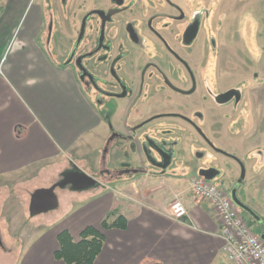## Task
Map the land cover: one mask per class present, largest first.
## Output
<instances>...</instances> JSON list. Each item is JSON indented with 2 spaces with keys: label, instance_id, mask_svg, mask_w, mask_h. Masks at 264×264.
<instances>
[{
  "label": "crops",
  "instance_id": "obj_1",
  "mask_svg": "<svg viewBox=\"0 0 264 264\" xmlns=\"http://www.w3.org/2000/svg\"><path fill=\"white\" fill-rule=\"evenodd\" d=\"M237 1L239 3L243 0ZM26 7L27 0L8 2L5 12L0 15V42L2 37H5V44L9 41L25 14ZM261 24L264 27V22L261 21ZM43 25V13L38 9L28 20L21 37L14 42L7 66L0 71V185H5L10 178L24 174L42 179L45 173H51L52 170L67 169V162H62V159L61 162L58 161L66 153L71 155L74 163L88 161L91 164L87 168L73 167L71 170L67 169V172L80 171L97 182V166L95 161L87 158V152L102 148L112 132L128 135L122 120L125 109L111 115L112 122L101 115L97 108L100 105L85 94L75 72L67 66L54 63L53 57L50 58L38 44ZM258 33L264 35V28L255 30L254 35ZM137 120V116L132 117L130 123ZM252 122L249 123L250 126ZM253 132L254 128L247 134L235 130L230 135L233 141L227 140L226 146L244 164L245 175L242 181L238 184L237 180L231 179V183L234 182V186L239 187V199L254 212V215L246 212L245 220L251 224L249 228L262 237L264 131L255 138L260 140L261 151L258 153L253 151L252 142L246 143L251 140ZM224 136L223 134L219 139L222 145L226 139ZM115 137L107 141L108 145L114 143L113 151L107 149L108 154L102 158L103 167H99L97 171H103L104 177L108 179L102 180L101 184L97 182L92 187L96 194L72 187H64L59 195L55 193L58 198L56 208L65 202L72 201L73 204L74 200H78L77 203L84 201L85 193L89 197L91 195L89 203L79 213L84 214L82 216L87 220L79 225L78 220L82 216L77 215L74 220L70 218L69 224V221L63 222L55 229L48 228L47 232L36 223L35 230H29V234H35V240L30 242L33 245L24 257L39 261L46 251L53 264H66L54 258V252L58 249L57 234L67 230L77 241L81 230L87 226L100 229V221L114 211L116 215L121 214L127 219L126 227L100 229L103 244L92 264H233L222 249L223 240L218 237L220 222L216 213L208 202H194L188 178L184 179L187 177L186 170L152 167L143 153L140 156L130 148L133 160L138 155L136 166L116 172H113L115 168L107 171L104 164L107 157L110 156L113 160L118 158L120 161L124 158L123 151L126 153L125 150L128 149L124 145L122 149L121 141L117 142ZM95 139L97 144L92 147L89 143ZM254 155L258 157V161L250 159ZM125 162L126 165L131 162V157ZM233 162L234 164L230 163L229 171L235 178L240 168L236 161ZM41 183L42 181L35 182L32 186L40 185L36 189L47 188ZM0 189H4V186ZM35 190L31 191L29 202ZM175 197H179L187 209V215L182 220H174L166 214L169 202ZM46 212L48 211L35 215ZM114 217L111 216L110 220ZM7 219L11 225L9 216Z\"/></svg>",
  "mask_w": 264,
  "mask_h": 264
},
{
  "label": "flooded vegetation",
  "instance_id": "obj_2",
  "mask_svg": "<svg viewBox=\"0 0 264 264\" xmlns=\"http://www.w3.org/2000/svg\"><path fill=\"white\" fill-rule=\"evenodd\" d=\"M94 1L96 2V0H53V3L57 2L61 5L60 9L55 12V21H53L54 15L50 14V11L43 12L44 25L38 40L44 41L41 47L45 48L49 55L61 59L60 65L67 66L75 72L76 79L81 87L91 94L92 97H89L93 102L102 105L104 98L108 97L127 99L122 120L128 135L112 132L108 140L116 136L115 140L121 141V147L128 146V150L131 148L134 153H139L140 156L143 153L148 164L155 168H163L157 165L161 162L157 153L159 150H164L162 153L167 152L169 157L164 160L166 166L163 169L186 170L188 184L190 179H202L220 188L216 181H227L229 189L224 191L230 197V191L235 187L238 196L239 187L234 186L231 179L237 180L239 184L244 178L245 168L242 160L238 159L234 152L228 150L226 141L235 130L247 134L254 128L251 140L246 143L252 142L253 151L258 153L261 151L260 140H255V138L264 131V71L262 72V68L257 67V70L252 73L241 72L242 77L238 78L233 70H229V67L233 66L234 68V57L230 55L233 51L222 48L219 50L218 48L220 35H225L229 39L238 38L241 27L226 24L220 26L213 13L210 16L208 12L206 18H203L204 12L199 10L196 11L198 16L192 17L186 23V27L180 30L178 27L184 20V14H182L184 8L180 6L181 1L167 0L172 9L179 11V15L152 14L146 20L142 19V26L150 30L169 50H173L172 43L178 45L177 50H174V58L180 63L182 73H166L155 59L148 58L142 62L141 66L136 63L132 67V63L131 67H125L126 70L129 69L131 80L132 74L134 75L133 85L128 88L126 82L129 81V78L126 82L123 81L117 74L119 68L115 67L118 62H122L126 54H118V51L113 50L111 44L104 43V39L108 23L113 22V16L121 14L126 17L120 18V23L115 22V27L117 28L119 24L120 28H123L124 38L136 44H143L135 29L138 21L133 18L134 10L129 8L130 4H124L123 0H109L113 6L108 8L95 7ZM198 1V4L204 3L202 0ZM48 12L49 14H47ZM47 15L51 18L49 19ZM159 17L166 18L168 23L159 25V27L153 26L152 22ZM220 18L222 19V17ZM76 19L78 28L73 34V24ZM232 19L234 18L232 17ZM83 26H88L86 36H84L85 33H80ZM262 28L264 27L260 26L257 31ZM167 31L171 32V43L166 40ZM260 37L261 35L258 33L256 38ZM67 44L68 47L62 50V47ZM180 45L186 46V50L180 48ZM102 47L106 49L107 56H99V64H104L109 55L111 57L105 70L87 63L97 54L98 50H102ZM223 52L226 53L225 57L222 56ZM245 52H243V57ZM249 61L251 60L248 58L246 62L249 63ZM150 69L155 70L164 80V89H161L162 98L160 103H156L157 107L155 106L153 109L149 108L151 105L149 103L156 98L153 91L148 95L147 103L143 100L146 73ZM151 77L152 74L149 76L150 80ZM112 87L114 89L121 88L120 93L108 92L107 90ZM175 101L181 103L180 107H182L183 101L186 104L184 109L181 111L180 108L174 111L169 109ZM169 102H172V105ZM145 104L149 106H145ZM138 105L144 106V108L133 111L134 114L131 113L132 107ZM109 114L113 115L114 113ZM135 116L138 117V120L130 123L128 120ZM169 116L180 118L179 130L182 131L180 136L176 137L172 131L164 128L162 131L155 128L154 123L157 120ZM150 122L154 123L149 126V131H145ZM250 122H252L251 126ZM223 134L226 138L224 145L219 140ZM212 153L236 161L241 175L238 174L234 178L229 171L230 163L216 156L211 157ZM250 159L258 161L256 155ZM227 166L229 170L226 169ZM71 172L74 171H68L66 175L70 177ZM56 183L58 182L53 184ZM70 186L71 184H68L61 188ZM57 188L60 187H55L54 191ZM0 246L2 247L1 243Z\"/></svg>",
  "mask_w": 264,
  "mask_h": 264
},
{
  "label": "rangeland",
  "instance_id": "obj_3",
  "mask_svg": "<svg viewBox=\"0 0 264 264\" xmlns=\"http://www.w3.org/2000/svg\"><path fill=\"white\" fill-rule=\"evenodd\" d=\"M11 0H0V15L2 12H5V7L8 4V2ZM124 4L128 5L129 8L134 10L133 18L138 21V23L135 25V29L138 32V35L141 38L142 43L136 44L128 39L124 38L123 28L121 29L119 24L117 28L115 27V22L118 21L120 23V18H124L126 16H123L121 14L113 16L112 23H108L105 31V44H111L114 51H118V54H126L125 58L122 60V62H118L115 67L118 69V75L122 78L123 81H127V78H129V81H127V87H131L133 85V77L132 74V80L130 79V73H128L129 69L126 70L125 67H134V64L138 63L139 66L142 65V62H145L148 58L155 59L156 62H158L161 67L164 69L166 73H182V67L180 66V63L174 58V50H177L178 45H174L172 43L173 50H169L166 46L164 47L158 38L150 31L145 29L142 26V19L146 20L150 15L152 14H158V13H165V14H171V15H179V11L176 9H172L171 5L167 2V0H123ZM180 6L184 9H182V14H184V20L181 22V25L178 27L180 30L184 29L186 27V23H188L192 17H197L198 14H196V11L202 10V13L204 15L203 18H206L207 13L211 14L213 13V16L217 17L218 23L221 25H234V27H241L240 33L238 38L229 39L227 36L220 35L219 38V44L218 47L219 50L226 49L233 51L230 53L234 57L233 60V66L229 67V70H233L234 73L238 76V78L242 77L241 72H253L254 70H257V67L262 68V72L264 71V53H260L259 51L264 52V35H262L260 38H256L254 35L255 30L260 29V26H262L261 21L264 22V0H252V3L250 0H243L238 3L237 0H202L204 3L198 4V0H179ZM260 2L259 4H255V2ZM218 2V5H216ZM69 4V2H68ZM255 4V5H254ZM60 4L53 3V0H27V7L25 10V14L22 16V19L18 23V25L15 27L14 31L11 34V37L9 41L5 44V37H2V42H0V71L4 69V67L7 66V61L11 57L12 54V48L14 45V42L18 40L19 37L22 35V30L26 27L28 20L33 17L34 11H37L38 9L42 10V13L46 11H50V14L53 16V21L56 19V10L60 9ZM69 6V5H68ZM68 6H66L68 8ZM95 7H112L113 5L109 3V0H96L94 1ZM195 8V9H194ZM194 9V10H193ZM49 14V12L47 13ZM221 14V15H220ZM227 16V17H226ZM47 17L50 19L47 15ZM222 17V19L220 18ZM226 17V19H225ZM232 17L234 19H232ZM65 18V17H64ZM202 18V19H203ZM214 19V17H212ZM221 19V20H220ZM187 22H186V21ZM73 24V34L75 33V30L78 28V20L76 19ZM168 23V20L166 18H157L152 22V25L155 27H159V25H164ZM217 23V24H218ZM76 24V25H75ZM113 24V25H112ZM207 26V25H205ZM224 27V26H223ZM117 30V31H116ZM88 31V26L82 27L80 33L84 34L86 36V33ZM209 33V32H208ZM115 34V35H114ZM167 42L169 41L171 43V32L167 31ZM53 36V35H52ZM236 36V35H235ZM1 40V36H0ZM83 40V39H82ZM44 41L38 40V44L41 46ZM76 43V42H74ZM68 47V44L62 47V50L66 49ZM180 48L183 50H186V46L180 45ZM49 50V48H47ZM45 50V48H43ZM246 51V52H245ZM47 53V51L45 50ZM243 52H245L243 57ZM92 59L88 61L87 63L94 64L97 68H101V70H105L107 67V64L109 62V59L111 58L110 55L108 58H106L104 64H99V56L104 57L107 56V51L105 48L102 47V50H98L96 52ZM48 54V53H47ZM141 55V58H139ZM154 56H156L154 58ZM222 56H226V53L223 52ZM49 57H53L49 55ZM138 57V58H137ZM259 57V59H258ZM245 58V59H244ZM248 58L251 60L248 61ZM54 63H59L61 59L58 57H53ZM133 63V64H132ZM132 64V65H131ZM91 66V65H90ZM109 67V65H108ZM93 70V69H91ZM240 73V74H239ZM152 74L151 80L149 79V76ZM109 75V74H108ZM107 75V77H108ZM252 77V76H251ZM109 79V77H108ZM252 83V80H250ZM151 82V83H149ZM164 80L161 77V75H158V73L155 70L150 69L146 73V80L144 85V97L143 100L145 103H147L148 95L150 93H153L156 95V98L153 102H150V106L148 104H145L149 106V108L157 107L156 103H160V99L162 98V91L161 89H164ZM82 88V87H81ZM83 89V88H82ZM106 90V88H104ZM121 89V88H120ZM119 88L114 89H108V92H117L120 93ZM85 94L89 97H92L91 94L83 89ZM127 99L123 98H104V103L100 105L98 108V111L101 113V115L108 118L109 121L111 120V115L109 113H116L122 108L125 109ZM172 105V102H169ZM187 103V102H186ZM181 103H177L176 101L172 106H170L169 109L171 110H179L184 109V105H186L182 101V107H180ZM129 106V105H128ZM144 106H133L131 113L135 110L143 109ZM113 111V112H112ZM140 113V112H139ZM134 114V112H133ZM114 115V114H113ZM131 116V115H130ZM131 118V117H130ZM130 121V120H128ZM156 121V120H155ZM154 121V122H155ZM154 122H150L145 129V131H149L150 125H152ZM181 120L178 116H169V117H163L157 120L154 125L155 128H158V131H162V128L172 131V134L174 136H180V133L182 131L179 130ZM183 135V134H181ZM97 139L94 140V142H90L89 144H92V147L96 146ZM117 142L120 141L119 139L116 140ZM228 141H233V139H228ZM113 145L114 143L111 142V145H108L107 142L102 146V148H99L95 151H88L87 148V158H90L91 160L95 161V165L97 166V171L99 167L102 166V158H104V155L108 154L107 149H109L110 152L113 151ZM118 145V143H117ZM126 153H124V158L122 160H118L116 158L115 160L111 159L110 156H106V162L105 168H108L107 171L111 168V170H122L123 168H133L136 166V161L138 158V155L135 156V159H132V153L126 149ZM92 152V153H91ZM213 156L218 157L219 159H223L224 161L228 163H233V160L216 153L211 154ZM101 157V158H100ZM131 157V162H127L126 160ZM100 158V159H99ZM64 161L66 165L68 164V170L73 169V167L82 166L84 168L90 167L91 164L88 161H77V163H74L72 161L71 155L61 156V158L58 160L59 162ZM89 159V161H90ZM91 162V161H90ZM93 163V162H92ZM79 164V165H77ZM67 169H62L58 171V169L52 170L51 173H45L44 177L42 179H35L34 175L27 176L26 174L17 176L16 178H10L6 180L5 185H0V187L4 186V189H0V241L2 244V247L0 246V264H53V261L51 258L47 255V252L44 251L43 257L37 260H29L27 257H24L25 253L30 249L33 245V243L30 244L32 240H35V234H29V230L34 231V226L36 223L41 225L44 232H47L49 229H55L63 222H68V224L71 222L70 218L74 220V218L78 216H82L84 214H79L82 212V209L87 206V204L90 201V197L88 194H84V201H81L77 203L78 200H74L73 204L71 202H65L64 205L60 204L59 208H56L54 210H49L46 213L41 214H33L29 209V196L31 191L35 190L36 188H39L40 185L32 186L33 183H39V181H42V186L49 187L55 182H61L64 180ZM227 170L228 166L226 167ZM90 170V169H89ZM95 172V178L97 179V182L101 184L102 180L108 179L104 177L103 171ZM112 172V171H111ZM236 172V171H235ZM237 173V172H236ZM241 175V170L238 169V173ZM97 176V177H96ZM188 177H184L186 179ZM110 182V181H109ZM219 184V187L223 190H228V184L227 181H216ZM98 183V184H99ZM54 185V184H53ZM116 186V185H115ZM217 186V185H216ZM73 187L72 185L68 187L67 189ZM190 187V185H189ZM7 188V189H6ZM98 188H102L101 186ZM104 189V188H103ZM85 192H90L91 194L95 192V188L93 191L92 187H88L85 189ZM63 191V188H57L56 194H60ZM68 191V190H66ZM262 192L260 191L259 194ZM264 194V191H263ZM92 195V196H93ZM99 196V195H98ZM83 197V195H82ZM239 212H241V217L245 220L247 215L246 212L240 209L239 207H236ZM84 211V210H83ZM9 216V219L11 220V225H9V221L7 217ZM67 220V221H65ZM86 221L87 219L82 216L79 221V225L81 222ZM26 222L27 224H24ZM246 222V220H245ZM77 224V225H78ZM246 224H249L246 222ZM25 225V226H24ZM76 226V225H75ZM251 228V224H249ZM25 228V229H24ZM24 230V232H23ZM252 233L257 235L256 231H253L251 229ZM258 231V230H257ZM38 236V235H37Z\"/></svg>",
  "mask_w": 264,
  "mask_h": 264
},
{
  "label": "built area",
  "instance_id": "obj_4",
  "mask_svg": "<svg viewBox=\"0 0 264 264\" xmlns=\"http://www.w3.org/2000/svg\"><path fill=\"white\" fill-rule=\"evenodd\" d=\"M194 202H208L220 222L218 237L223 240V251L233 264H264V239L252 233L231 198L224 190L202 179H190ZM166 214L182 220L187 209L179 197L173 198Z\"/></svg>",
  "mask_w": 264,
  "mask_h": 264
},
{
  "label": "trees",
  "instance_id": "obj_5",
  "mask_svg": "<svg viewBox=\"0 0 264 264\" xmlns=\"http://www.w3.org/2000/svg\"><path fill=\"white\" fill-rule=\"evenodd\" d=\"M111 216H115L110 220ZM127 219L111 211L99 223L100 229L120 228L124 229ZM99 228L87 226L79 233V238L75 241L67 230H62L57 234L58 249L54 252V258L61 260L66 264H92L99 254L102 244L103 235ZM151 264H165L155 262Z\"/></svg>",
  "mask_w": 264,
  "mask_h": 264
},
{
  "label": "water",
  "instance_id": "obj_6",
  "mask_svg": "<svg viewBox=\"0 0 264 264\" xmlns=\"http://www.w3.org/2000/svg\"><path fill=\"white\" fill-rule=\"evenodd\" d=\"M163 151L164 150L162 151L159 150L157 153L161 159V162L157 163V165L165 168L166 163H164V160H166L169 157V155L167 152L162 153ZM151 156L152 155H150V158H152ZM96 183L97 182L95 181L94 178L80 171L71 172L70 177L66 175L63 181L58 182L52 185L51 187L36 189L30 197L29 210L33 214H36L39 212H45L55 209L58 206V198L54 192L55 187H63L68 184H71L73 186L72 188L77 190H82L88 187H93L96 185ZM230 198L237 207H239L240 209H242L243 211L249 214L254 215L252 209L239 199V197L236 194L235 187L232 188V190L230 191ZM261 238L264 239V235H262Z\"/></svg>",
  "mask_w": 264,
  "mask_h": 264
},
{
  "label": "bare ground",
  "instance_id": "obj_7",
  "mask_svg": "<svg viewBox=\"0 0 264 264\" xmlns=\"http://www.w3.org/2000/svg\"><path fill=\"white\" fill-rule=\"evenodd\" d=\"M170 217V216H169ZM170 218H172V217H170ZM172 219H174V218H172ZM174 220H177V219H174Z\"/></svg>",
  "mask_w": 264,
  "mask_h": 264
}]
</instances>
